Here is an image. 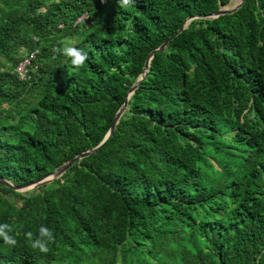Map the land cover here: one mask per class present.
Returning <instances> with one entry per match:
<instances>
[{"label": "trees", "instance_id": "1", "mask_svg": "<svg viewBox=\"0 0 264 264\" xmlns=\"http://www.w3.org/2000/svg\"><path fill=\"white\" fill-rule=\"evenodd\" d=\"M228 3L0 0V177L38 179L98 145L148 53ZM70 38L79 69L53 52ZM0 223L18 241L0 240V264H264V0L193 18L96 153L29 190L0 184ZM41 225L47 254L25 236Z\"/></svg>", "mask_w": 264, "mask_h": 264}, {"label": "water", "instance_id": "2", "mask_svg": "<svg viewBox=\"0 0 264 264\" xmlns=\"http://www.w3.org/2000/svg\"><path fill=\"white\" fill-rule=\"evenodd\" d=\"M244 0H239L236 5H234L233 7H221L218 10H216L214 13L210 14V15H203V14H198L195 16H190V17H186L183 22L181 23V25L179 26V28L173 33L171 34L165 41H163L157 48L151 50L148 55L147 58L144 62V66H143V72L140 75V78L128 89L127 91V95L125 98V101L122 103V105L119 107V109L117 110V112L115 113V116L113 118V121L111 123V126L109 127L106 135L104 136L103 140L96 145L95 147L91 148V149H87L84 150L78 154H76L75 156H73L72 158L68 159L67 161L63 162L61 165H59L58 167H56L51 173L42 176L41 178L38 179H34L28 182H24L21 184H12L11 182H9L8 180H6L5 178L0 177V184L10 187L13 190H17V191H25V190H29L32 189L36 186H39L41 184H45V183H50L52 180L60 177L68 168H70L75 162H77L78 160H80L81 158H84L86 156H89L91 154L96 153L99 148L104 144V142L107 140V138L112 134L121 114L123 113V111L125 110L127 103H128V99L130 97V95L134 92V90L137 88L138 84L146 77L148 69H149V63H150V59L152 58V56L154 55V53L156 51H163L166 46L170 43V41L176 36L178 35L184 28H186L187 24L193 19V18H199V17H216L218 15H222V14H226V13H232L234 11H236L243 3Z\"/></svg>", "mask_w": 264, "mask_h": 264}, {"label": "clouds", "instance_id": "3", "mask_svg": "<svg viewBox=\"0 0 264 264\" xmlns=\"http://www.w3.org/2000/svg\"><path fill=\"white\" fill-rule=\"evenodd\" d=\"M101 2L106 3L107 0H101ZM135 3L136 0H116L117 6L125 10L133 7ZM53 52L63 55L76 69L83 67L88 60L87 54L82 49L70 44H66L63 47H54ZM15 231L11 224L0 223V240L10 247H15L18 244L16 236L13 235ZM25 236L33 250H38L44 254L49 252V244L55 243L56 239L53 230L44 225L39 227L38 235L29 231L25 233Z\"/></svg>", "mask_w": 264, "mask_h": 264}, {"label": "built area", "instance_id": "4", "mask_svg": "<svg viewBox=\"0 0 264 264\" xmlns=\"http://www.w3.org/2000/svg\"><path fill=\"white\" fill-rule=\"evenodd\" d=\"M87 18V14L80 15L76 22L82 21L83 19ZM37 50H31L28 53L22 55L20 61L15 66V73L18 75L19 79H26L29 77V71L31 67V62L36 55Z\"/></svg>", "mask_w": 264, "mask_h": 264}, {"label": "rangeland", "instance_id": "5", "mask_svg": "<svg viewBox=\"0 0 264 264\" xmlns=\"http://www.w3.org/2000/svg\"><path fill=\"white\" fill-rule=\"evenodd\" d=\"M239 0H229V3L228 4H226V5H224V6H222V7H232L233 5H235L237 2H238ZM74 42V40L72 39V38H70V39H64L63 40V46H65L66 44H72ZM20 54L21 55H23V53L22 52H20Z\"/></svg>", "mask_w": 264, "mask_h": 264}, {"label": "bare ground", "instance_id": "6", "mask_svg": "<svg viewBox=\"0 0 264 264\" xmlns=\"http://www.w3.org/2000/svg\"><path fill=\"white\" fill-rule=\"evenodd\" d=\"M235 5H236V4H235ZM233 6H234V5H233ZM233 6H232V7H233ZM229 8H230V7H229Z\"/></svg>", "mask_w": 264, "mask_h": 264}]
</instances>
